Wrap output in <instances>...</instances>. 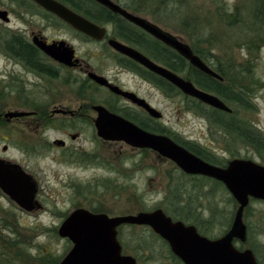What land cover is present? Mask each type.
<instances>
[{
    "label": "rangeland",
    "instance_id": "374dc122",
    "mask_svg": "<svg viewBox=\"0 0 264 264\" xmlns=\"http://www.w3.org/2000/svg\"><path fill=\"white\" fill-rule=\"evenodd\" d=\"M133 1L141 10L134 14L158 25L190 47L197 45L196 49L202 51L213 65L222 64L233 94L242 104L252 106L248 110L239 109V117L264 134V23L253 18L260 0ZM28 5L22 0H0V10L8 11L10 20L9 24L0 21V110H27L23 104L11 102L14 99L10 90L15 78L13 73L23 76L3 56V43L13 33L29 35L31 31L41 30L46 38L69 43L78 58L109 79L141 96H149L153 108L162 114L157 125L168 131L164 135L188 146L208 150L217 160L231 158L226 151L232 148L231 139L225 140L216 125L210 124L212 120L208 115L205 117L192 108L194 103L188 97L179 92L164 93L160 88L148 92V86L139 78L119 69L117 58L110 49L75 35L65 26L50 28L41 20L43 14L31 5L27 8ZM236 10H240V15ZM44 24L48 27L43 28ZM108 34L113 35L111 28ZM179 75L187 78L188 72ZM82 79L81 75L65 72L63 88L58 95L53 91L48 99H90L95 103L110 99L107 93L96 88H82ZM30 98L39 100V95L33 94ZM35 105L50 111L56 105L77 110L88 104ZM94 105L109 107L111 104ZM115 105L121 109L124 104ZM116 109V113L122 115ZM85 112L87 114L70 131V134L78 133V139L70 143L75 149L73 152L49 149L42 141V138L49 141L65 138L60 130L49 127L51 129L44 135L38 136L35 124L30 130H24L23 125L15 126L16 133H26L28 142L35 146V150L25 157V164L38 182L37 199L43 208L27 215L1 199L0 194V222L6 221L1 219L4 216L14 228L13 234L0 230V264H58L72 248L67 239L57 235L58 227L68 214L79 208L109 217L161 209L173 219H188L185 223L199 226L198 232L209 239L221 237L230 229L237 204L225 188L204 180L202 184H191L185 177L181 183H187L185 186L189 191L182 192L174 187V182L182 175L172 162L150 150L101 140L88 119L95 114ZM61 122L66 126V121L65 124ZM83 151H88L89 157ZM9 156L16 160L21 158L14 150L9 151ZM258 163L264 165V162ZM192 186H195L194 190ZM174 208L179 209V216L173 213ZM243 222L248 228L247 242L241 245L235 241V246L252 249L264 264V202L251 200L244 211ZM118 240L122 254L132 256L136 264H181L147 227L124 225L118 230Z\"/></svg>",
    "mask_w": 264,
    "mask_h": 264
},
{
    "label": "water",
    "instance_id": "95a60500",
    "mask_svg": "<svg viewBox=\"0 0 264 264\" xmlns=\"http://www.w3.org/2000/svg\"><path fill=\"white\" fill-rule=\"evenodd\" d=\"M30 1L58 17L76 32L95 41H101L107 35L105 27L91 22L57 0ZM92 1L119 15L128 23L172 49L197 71L219 78L187 43L173 34L143 17L130 13L113 0ZM0 21L9 22L7 12L4 10H0ZM58 44V49H55L42 41L36 42L41 51L71 66L73 49L64 41ZM108 45L115 52L131 59L171 84L185 97L214 109L230 112V109L214 95L199 89L190 80L184 79L168 68L151 61L132 47L114 38L108 39ZM88 77L97 85L106 87L113 94L143 108L153 119L162 118L158 110L135 94L110 84L107 79L94 73H89ZM92 110L96 114L93 124L98 138L103 141L123 142L140 150H150L157 156L172 162L184 174L205 176L221 182L236 202L237 209L230 229L216 239L201 236L194 226L184 225L180 221L173 222L161 209L115 217L94 214L82 208L76 209L65 218L57 230L60 238L67 239L72 244V248L60 264H136L132 256L121 254V247L116 237V229L121 225L150 228L154 234L168 244L171 253L182 264H258L250 249L238 250L233 242L236 240L243 245L246 244L243 213L249 205V200L264 202V166L251 161L232 160L226 168L222 169L203 161L170 137L145 131L121 116L109 112L101 105L93 106ZM7 115L10 117L23 116L25 113H8ZM2 172H6L10 177L6 180L0 177V189L14 199L21 208L27 211L34 210L35 204L37 205L35 202L37 189L30 177L21 175L22 173L17 171L16 166L0 161V174Z\"/></svg>",
    "mask_w": 264,
    "mask_h": 264
},
{
    "label": "flooded vegetation",
    "instance_id": "af4514ba",
    "mask_svg": "<svg viewBox=\"0 0 264 264\" xmlns=\"http://www.w3.org/2000/svg\"><path fill=\"white\" fill-rule=\"evenodd\" d=\"M28 1L32 2L30 0H28ZM29 6L30 5H28L27 8H30ZM31 6L34 7L35 9H37L39 13L43 14L41 16V20L45 24L49 25L50 28L52 27V28L56 29L57 27L60 28V27L65 26L66 28L71 30L75 35L80 36L83 39H86V40L93 42V43L103 44L105 47L110 49L111 52H113L114 56L117 58L116 65L119 67V69H121L124 72L131 74L133 77L139 78V80H141L142 82H144L148 86V92H151L153 90L154 91L159 90L157 81H158V78H160V77H158L157 75L146 70L145 68H143L142 66H140L136 62L132 61L131 59L115 52L108 45V39L114 38V39L118 40L119 42H121V43H123L129 47H132L133 49L142 53L140 50L129 45L125 41H122V40L114 37L113 35L109 36V34H108L109 28H111V30H113V27L111 24H105V25L97 24L99 26H103L106 28L107 35L104 37L103 40L95 41V40H93V39H91V38H89V37H87V36H85L79 32H76L69 25H67L62 20H60L58 17H56L55 15L43 10L41 7L37 6L35 3H33V5H31ZM20 7H22V6H20ZM4 11H6V10H4ZM72 11H74V10H72ZM127 11H129V10H127ZM6 12H7V16H8V11H6ZM236 12H237V14L240 15V13H239L240 10H236ZM130 13H132V12H130ZM253 13H254L253 18H255L258 22L261 21L262 23H264V0L258 1L257 8L253 11ZM35 16H39V15H35ZM48 18H50L51 20H48ZM9 22H10V20H9ZM9 22H7V23L3 22V23L9 24ZM45 24L43 25V28H45L47 26V25L45 26ZM39 41H42L46 45H49V46L51 45V46L55 47V49H58V47H59L58 43L60 41H64V40H54V39L46 38L45 36L42 35L41 30H39L37 32L31 31L29 33V35L13 33L10 35L9 39L5 43H3V53H4L3 56L7 60L11 61L13 64V67H15L13 69L18 68L19 72L23 76V77H20V74L13 73L15 78L13 79V81H14L13 86H12V89H10V90L14 94V99L11 102H12V104H23L24 108H27V110H6V111L0 110V140L2 141V146L0 147V161L4 162L7 165L10 164V165L16 166L17 171L22 173L21 175H23L24 177L25 176L30 177L31 181H33L36 185L37 192L35 195V202L37 203V205L35 204L34 210L27 211V210L21 208L14 199H12L10 196H8L1 189H0V194H1V199L5 200V202H7V203L14 204L20 211L24 212L27 215H30L33 212H36L38 210H41L43 207L40 204L41 202L37 199L38 194H39L38 182L35 180V178L32 176V174L28 171V167L25 164V157L29 156V153L32 151V149L35 150V146L31 145V143L28 142L29 140L26 137V133H24V132H22L21 134L16 133V131H17L15 129L16 125H23L25 128L24 130H26V129L30 130L32 124H35L36 132H37L38 136L40 134L44 135V132L47 131L48 129H51V128H55L56 130H60L65 136V138H63V139L61 138V139H54L52 141H49V140H46L47 138H45V139L42 137L41 138H42V141L44 140L43 141L44 144H46V147H48L49 149H53V148L57 149L58 148L59 150H61V152L64 153L65 151H69V152L75 151V149L72 148L70 143L75 142L78 139V133L70 134V131L74 130L75 129V123L83 115L87 114L85 112V110L86 111L88 110V111L95 114V112L92 110V107L95 106L94 104H111L109 107H105L103 105H101V106L105 107L109 112L121 116L122 118L130 121L131 123H133L137 127L141 128L145 131H148V132H151V131L141 127L139 124L140 123H146L147 125L149 124V125L154 126V125L158 124L157 121H160L162 119V118L160 120L153 119L143 108L135 105L134 103L130 102L129 100H127V99H125L119 95L113 94L106 87L97 85L92 79H90L88 77L89 73H94L98 76L104 77L105 79H107V81L110 84L116 85L124 91H128V92L135 94L138 98L144 100L147 104H149L151 107H153L151 105L152 103L150 102V100L148 98L149 96H141L136 91L126 89L124 86H121L120 84H118L115 80H111L108 77H106L104 74H101L100 71L98 72L97 70L93 69L91 67V65L88 62H86L85 60L78 58V56L75 52V49L69 43L64 41L66 43V45L69 46L74 51L73 59L71 61L72 62L71 66L65 65L63 62H61L57 59H54L53 57H51V56L47 55L46 53H44L43 51H41L38 48V46L36 45V42H39ZM142 54L145 55L151 61L159 64L157 61L153 60V58H151L150 56H148L144 53H142ZM201 60L213 72H215L219 76V78H214V77H210V76H207L204 74L207 78H211V79L216 81V85H217V89L219 91V94H214L213 92H208V91H205V92L210 93V94L214 95L215 97H217L219 100H221L224 103V105L230 109V112L214 109L208 105H205L202 103L201 104L206 111L212 109V110H215L216 112H218L220 114L219 118L217 119V122H216V127L220 130L221 134L225 137V140L230 138L231 142H232L231 150L230 151L226 150L227 153L229 155H231L230 159L223 158L221 160H217L212 155V153H210L208 150H205L203 148L201 150L203 152L204 157L201 159L203 161L211 164V165H214V166L222 168V169L226 168L228 163L232 160L251 161L257 165L264 166V165H261L258 163V161L260 163L264 162V134L262 132H259L258 128L253 126L252 123H250L249 121H246L245 119L240 118L239 113H238L239 109H241V108L245 109V110L252 108L251 104H240V102H236V98L238 99V97H237V95H234L233 90H231V88H229V86H228L229 84H228L227 79L225 78V73L223 72V69H222L223 66L221 63L213 65V63L208 62V59H206L205 56H204V59L201 58ZM159 65H161V64H159ZM144 71L152 74V77L143 76ZM65 72H69L70 74L76 73L78 75H81L83 77V79H82L83 85L81 86L82 88H85V87L94 88V89L96 88L97 90H100L101 92L107 93L110 99L107 101H104L103 103H95L93 100H90V99L89 100L85 99L82 101H79V100L63 101L60 99V97L59 98L57 97L58 99H54V100L48 99V96H51V93L53 91H55V93H57V95H58L60 88H63V86H64L63 79H64V73ZM73 80L76 81V79H73ZM31 87L33 88L32 90H30ZM87 89L85 91L89 92V91H87ZM33 94L39 95V100L38 99L34 100V99L30 98L31 95L33 96ZM87 97H90V96L87 94ZM230 102H232L233 104H231ZM236 103H238V104H236ZM35 104H88V105H87V107H85V105H82L77 110H74V109H71V108H68V107L62 106V105H56V106H53V108L49 111V110L44 109L42 107H37ZM115 104H124V105L120 109V108L115 107L116 106ZM110 107H115V109L117 108L116 110H118L119 112H122V115L116 113V111H114V109H110ZM8 113H25V115L10 117L7 115ZM203 116L206 117V115H203ZM58 118H62V120H59ZM95 118H96V114H95V117L88 116V119L92 123L93 126H94L93 121ZM61 121H63V122L66 121L67 124H65V122H64V124L66 126L61 125V123H62ZM210 124L215 125L212 121L210 122ZM49 127H51V128H49ZM95 133H96V131H95ZM151 133H155V132H151ZM156 134H158V133H156ZM162 135H164V134H162ZM170 138L174 141V139L172 137H170ZM15 140H17V142H15ZM179 145H181V144H179ZM13 150L17 151V153L21 154L20 159L16 160L15 158H12L9 156V151H13ZM144 150H146V149H144ZM189 152H191V151H189ZM82 153L84 155H86L87 157H89V154H87V153H89L88 151H83ZM192 154H194V153H192ZM178 173L181 175H185L189 178H202L204 181H210V182L215 183L217 186H220L221 188H225L221 182L216 181V180L211 179V178H208V177H205V176L187 175V174H184L180 169H178ZM0 177L3 180H6L10 177V175L7 174L6 172H2L0 174ZM174 200H178V199L174 198ZM251 200H254V199H250L249 202ZM256 201H258V200H256ZM89 212H91V211H89ZM91 213H94V212H91ZM94 214H104V213H94ZM165 215L168 216L167 213H165ZM168 217H170V216H168ZM65 218H64V220H65ZM1 219H5L6 221L0 222V230L6 231L8 233L10 232L13 234L14 228H12L11 221L10 220L8 221V219L5 218L4 216ZM171 219L173 222L180 221L184 225L194 226L196 228V231L198 232L197 227H199V226L187 224V223H185V222H187L185 219H173V218H171ZM122 226H124V225H121L116 229L117 230V236L116 237H117V241L121 247V254H122V246L118 240V230ZM126 226H131V225H126ZM136 227H138V226H136ZM141 227H146V226H141ZM148 229L152 232V230L150 228H148ZM152 234H154V233L152 232ZM154 235L156 237H158L161 241H163L159 236H157L156 234H154ZM247 235H248V228L246 226V237H247ZM201 236H203V235H201ZM235 241L233 242L234 246H235ZM163 242L165 243V245L169 249L168 244L165 241H163ZM246 242H247V240H246ZM241 245H243V244H241ZM237 249L238 250H244L245 248L244 249L237 248ZM248 249H250V248H248ZM250 250L254 254L257 263L261 264L259 261V258L256 256L255 252L252 249H250ZM169 251H170V249H169ZM170 253H171V251H170ZM122 255H124V254H122ZM60 262L58 264H60ZM179 262L181 263L180 260H179Z\"/></svg>",
    "mask_w": 264,
    "mask_h": 264
},
{
    "label": "trees",
    "instance_id": "16d2710c",
    "mask_svg": "<svg viewBox=\"0 0 264 264\" xmlns=\"http://www.w3.org/2000/svg\"><path fill=\"white\" fill-rule=\"evenodd\" d=\"M22 1H26V4L28 3L30 5H33V3L29 2L28 0H22ZM57 1L61 2L65 6L74 10L77 14L83 16L84 18L90 20L95 24H99V25L111 24L113 27V35L116 38L125 41L129 45L137 48L142 53L150 56L151 58H153V60L157 61L159 64L165 66L166 68L177 74H183L184 72L187 71L188 76L185 79L190 80L199 89L208 92H213L214 94H219L215 80L211 78H207L204 74L191 67L188 64V62L185 59H183L181 56H179L175 51L166 47L161 42L155 40L154 38L143 32L142 30H140L139 28L128 23L127 21L122 19L119 15L110 12L109 10L96 4L92 0H57ZM114 1L132 13L141 12L139 8H136L134 6L135 4L133 0H114ZM196 47L197 45L194 44L190 48L196 55L204 59L203 52L200 51L199 49H196ZM143 76L152 77V74L144 71ZM157 84L158 87L164 93L179 92L175 87H173L171 84H169L168 82H166L161 78H158ZM188 99H190V101L194 103L192 108L197 110L200 114L206 116L208 115L209 119H211L212 122L216 125L217 119L219 118L220 115L218 112L212 109L210 112L206 111L200 102L191 98ZM236 102H240V104H242L241 101L237 98H236ZM110 109H114L115 111V107H110ZM139 125L145 129L150 130L151 132H155L158 134L168 133V131L165 128L160 127L157 124L152 126L149 124L147 125L146 123H140ZM173 139L175 142L181 144L186 149H188L195 155L199 156L200 158L204 157L201 149L194 146L192 147L188 146V144H186L185 142L183 143L176 138ZM179 177L181 178H179L178 180H176V182H174L175 183L174 187L177 189H181L182 192L189 191L188 190L189 187L185 186L187 185V183L184 182L181 183V181L187 176L182 175ZM187 178L189 179V182H191V184L195 182L202 184L201 181H203L202 178H189V177ZM172 184H173V180L171 181V186ZM191 188H193L194 190L195 186H192ZM173 213L178 214V216L180 215L179 209L176 208H174ZM172 257L176 261H178V263H180L177 258H175L174 256Z\"/></svg>",
    "mask_w": 264,
    "mask_h": 264
}]
</instances>
